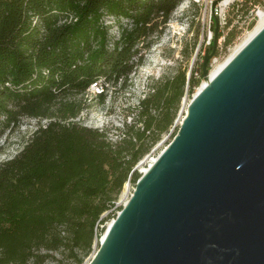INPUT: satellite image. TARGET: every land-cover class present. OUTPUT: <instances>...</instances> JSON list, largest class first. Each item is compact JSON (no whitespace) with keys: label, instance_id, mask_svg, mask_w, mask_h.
<instances>
[{"label":"trees","instance_id":"trees-1","mask_svg":"<svg viewBox=\"0 0 264 264\" xmlns=\"http://www.w3.org/2000/svg\"><path fill=\"white\" fill-rule=\"evenodd\" d=\"M179 1L0 0V137L24 117L48 121L0 164V264H45L52 252L83 264L100 226L116 218L125 184L136 187L142 176L132 171L173 126L186 88L205 79L203 67L189 80L178 71L155 83L118 143L74 120L94 83L104 87L95 93L102 103L109 89L127 88L141 45ZM109 18L129 23L118 39Z\"/></svg>","mask_w":264,"mask_h":264},{"label":"water","instance_id":"water-1","mask_svg":"<svg viewBox=\"0 0 264 264\" xmlns=\"http://www.w3.org/2000/svg\"><path fill=\"white\" fill-rule=\"evenodd\" d=\"M218 36L216 19L208 83L89 264H264V27L210 79Z\"/></svg>","mask_w":264,"mask_h":264},{"label":"rangeland","instance_id":"rangeland-1","mask_svg":"<svg viewBox=\"0 0 264 264\" xmlns=\"http://www.w3.org/2000/svg\"><path fill=\"white\" fill-rule=\"evenodd\" d=\"M206 1L180 0L171 15L169 23L163 26L159 32L153 34L147 40L146 46L141 45L142 50L139 56L142 57V64L130 76L127 88L125 90L118 89L117 91L109 89L107 99L103 103L95 98V92H92V96H89L86 103V109L74 122L88 128L107 132L109 140L118 143L124 138L127 125L132 124L133 116L137 113L135 107L152 93V87L155 83L164 78L173 77L178 71H185L188 78L189 75L191 76L193 69L201 68L206 55L205 45L208 40L203 23ZM248 8L249 6L246 4L240 7L235 18L241 15L244 16ZM106 23L110 25V35L113 39L120 37L122 31L120 25L125 27L129 24L126 19L116 22L113 18L106 19ZM230 24H234V8L230 12ZM234 38L233 28L229 32L228 39H231L229 43L234 41ZM231 44L232 50L234 44ZM231 50L220 56L218 53L216 54L215 57L219 56V59L216 62H213L214 58L211 60L210 72L215 69L218 63L224 61L226 56L228 57L231 54ZM205 81L206 79L202 80L193 91H190V86L186 88L173 126L161 134L160 140L151 147L150 151L138 163L139 166L137 165L136 170L138 174L143 175L145 169L148 170L153 164L154 158H157L171 143L187 114L190 102ZM47 122L45 119L24 117L19 125L7 128L0 137V164L19 154L38 127L46 125ZM134 189L135 183L133 181H128L125 184L117 201L115 215L129 201ZM108 214L106 213L105 216ZM113 219L111 218L100 226V229H104V232L98 237L91 253L84 258L83 264H89L92 261L109 223ZM51 255H53V258L47 260L45 264H74L71 258L63 256L60 252H52Z\"/></svg>","mask_w":264,"mask_h":264},{"label":"built area","instance_id":"built-area-1","mask_svg":"<svg viewBox=\"0 0 264 264\" xmlns=\"http://www.w3.org/2000/svg\"><path fill=\"white\" fill-rule=\"evenodd\" d=\"M216 6H214V4ZM248 5V11L244 16H237L236 12ZM234 8V24H230V12ZM264 12V0H207L205 5L204 15V30L207 34L208 40L206 41L205 48H211L215 37L216 19L219 22V36L217 40V53L219 56L231 50L232 44L234 47L237 45L241 36L254 29L260 21V12ZM234 28L235 38L234 41L229 43V32ZM240 35V36H238ZM219 56L214 57L218 60ZM104 87L101 83H94L92 92L102 93Z\"/></svg>","mask_w":264,"mask_h":264},{"label":"bare ground","instance_id":"bare-ground-1","mask_svg":"<svg viewBox=\"0 0 264 264\" xmlns=\"http://www.w3.org/2000/svg\"><path fill=\"white\" fill-rule=\"evenodd\" d=\"M264 27V12L261 11L260 12V21L259 23L256 25V27L252 30H250V32L244 34L240 40L239 43H237V45L231 50V54L227 57L226 59L220 63H218V65L215 67V69H213L210 72V76L209 78L212 79L213 77L216 76V74ZM213 62H216V60H214ZM208 83V80H206L205 82H203L202 86L199 88L198 92ZM157 158H154V161H156ZM147 171V169H145V172ZM111 224V222L109 223V225Z\"/></svg>","mask_w":264,"mask_h":264}]
</instances>
